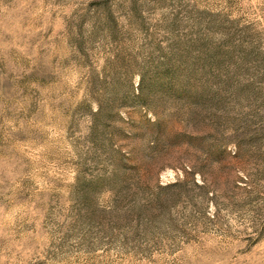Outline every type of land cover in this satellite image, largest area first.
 <instances>
[{
  "label": "rangeland",
  "instance_id": "rangeland-1",
  "mask_svg": "<svg viewBox=\"0 0 264 264\" xmlns=\"http://www.w3.org/2000/svg\"><path fill=\"white\" fill-rule=\"evenodd\" d=\"M0 264H264V0H0Z\"/></svg>",
  "mask_w": 264,
  "mask_h": 264
}]
</instances>
